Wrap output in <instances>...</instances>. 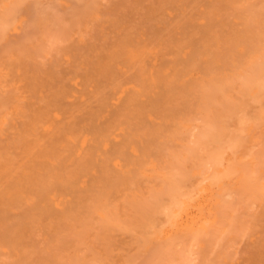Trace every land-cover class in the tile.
<instances>
[{
  "label": "bare ground",
  "instance_id": "obj_1",
  "mask_svg": "<svg viewBox=\"0 0 264 264\" xmlns=\"http://www.w3.org/2000/svg\"><path fill=\"white\" fill-rule=\"evenodd\" d=\"M44 2L0 0V264H264V0Z\"/></svg>",
  "mask_w": 264,
  "mask_h": 264
},
{
  "label": "rangeland",
  "instance_id": "obj_2",
  "mask_svg": "<svg viewBox=\"0 0 264 264\" xmlns=\"http://www.w3.org/2000/svg\"><path fill=\"white\" fill-rule=\"evenodd\" d=\"M44 1H45V2H46V1L48 2V1H49V2H50V0H44ZM45 2H44V3H45ZM47 2H46V3H47ZM30 4H31V3L29 2V5H28V6H30ZM27 17H28V16H27ZM21 23H22V22H20V23L18 22V24H17V28L19 29L18 32L21 31V33H19L20 36H19L18 33L16 32V30H14L13 32H11L13 28L10 27L11 29L8 31V35L11 34V33L14 34V35L11 34V36L9 35V36H10V39L13 37V38L16 40L17 36L21 37V36L23 35V33H24V31H25V28H23V25H25V24L22 23V25H21ZM25 27H26V26H25ZM17 28H16V29H17ZM22 28H23L24 31L21 30ZM26 30H27V28H26ZM22 31H23V33H22ZM10 32H11V33H10ZM16 33H17V34H16ZM26 33H27V32H26ZM21 34H22V35H21ZM24 34H25V33H24ZM15 35H16V36H15ZM25 36H26V34L24 35V37H25ZM15 37H16V38H15ZM19 37H18L17 39H19L20 41H22V40H21L22 38H19ZM14 39H13V40L11 39V40L14 41ZM19 40H16L15 42L18 43ZM3 43H4V42L0 43V46H1ZM39 60H40V59H39ZM41 60H42V59H41ZM241 209H242V208H241ZM241 211H242V210H239V212H238V216H239V213H241ZM243 213H244V211H243L240 215H241V216L244 215ZM241 216H239V217L241 218ZM243 217H244V216H243ZM260 228L262 229V227H259L258 229H257V227L255 228V231H257V232H255V234H256V233L258 234L256 237H258V236L262 233V232H260V230H261ZM261 231H262V230H261ZM245 238H246V240H247V237H245ZM245 238L243 237L242 240H241V238L237 240L238 242H239V240H240L241 244H243V245H241L240 243L237 242V243H238V244H237L238 246L236 245L237 249H236V251H235V253H236L237 255L235 254V255H236L235 258L239 257V259L237 258V259H235V262L233 261V263H235V264H239V263L242 264L243 261H244L243 264H245V262H246V261H245V260H246V256H244V254H241V253H242V251H247V250L249 249L246 245H250V244L248 243V242H250V241L247 242V241L243 240V239H245ZM235 242H236V241H235ZM243 242H244V243H243ZM246 242H247L248 244L245 245ZM251 242H252V241H251ZM221 243H222V242H221ZM221 243H220V244H221ZM252 244H253V243H252ZM210 245L214 247V246L217 245V244L212 243V244H210ZM210 245H209L208 247L210 248L211 251H213ZM240 245H241V246H240ZM242 246H243V247H242ZM244 246H245V247H244ZM250 246H251V245H250ZM250 246H249V247H250ZM196 247L198 248V246H196ZM196 247H195V248H196ZM236 247L233 246L234 249H235ZM239 247H241V248H240L241 251H240V252H239V251L237 252V250H239ZM195 248H193V249L195 250ZM197 248H196L195 251L199 253V250L197 251ZM209 248H206L207 251H209ZM233 248H231V249H233ZM244 248H246V250H245ZM247 248H248V249H247ZM130 249L132 250V248H130ZM130 249H128V250L130 251ZM193 249H192V251H194ZM243 249H244V250H243ZM143 250H144V249H142L141 251H143ZM129 251H128V252H129ZM133 251H135V250H132L131 252L127 253V254H131V256L126 254L127 257H129V258L126 257L127 259H124V257H123V258L121 259V260L124 259V262L122 261L123 263H125V262L128 261V260H130V263H131V264L134 263V261L136 262V264H142V263H140L139 261L141 260V262H142V261H143L142 259H145V258H144L145 256H146V258H147V256L149 255V254L146 255V252L143 251V252H141V254H143V255L145 254V255L141 257V254H140V252H139L140 250H139L138 252H139V257H140V258L137 260L138 256H136V255H135L136 257L134 256V254L137 253V251L134 252V253H133ZM145 251H147V250L145 249ZM186 251H187V250H186ZM186 251H185V253H186ZM195 251H194V252H195ZM232 251H234V250H232ZM125 252H126V251H125ZM125 252H124V253H125ZM188 252H189V251H188ZM194 252H192V253L194 254V255H193V254H192V255H193V258L196 257V260L194 259V261H193V259H192L193 262L190 261L189 264H193L194 262H195L194 264H200L201 262H202V263H205V262H203L204 260H203V261L201 260V257H202V259H205V258H206V254H205L204 256H201V257H200V256L198 255V253L195 254ZM148 253H149V252H148ZM150 253H151V252H150ZM206 253H207V252H206ZM208 253H209V254L207 255L208 257L206 258V259H207V263H206V264H208V263L211 261V260H209V259H210V257L213 256L212 254H213L214 252H210V251H209ZM233 253H234V252H233ZM199 254H200V253H199ZM215 254H216V253H215ZM215 254H214V255H215ZM132 255H133V257H132ZM137 255H138V254H137ZM184 255H185V254H184ZM190 255H191V251H190ZM195 255H197V256H195ZM200 255H201V254H200ZM211 255H212V256H211ZM216 255H217V254H216ZM239 255H240V256H239ZM245 255H246V254H245ZM150 256H151V255H149L148 258H149ZM186 256H187V255H186ZM130 257H131V258H130ZM187 257H188V256H187ZM199 257H200V258H199ZM203 257H205V258H203ZM214 257H216V256H213V258H212V262H210L209 264H215V263H213V259H214ZM132 258H133V259H132ZM135 258H136V259H135ZM190 258H192V257L190 256ZM190 258H189V259H190ZM198 258H199V259H198ZM208 258H209V259H208ZM216 258H217V257H216ZM216 258H215V259H216ZM134 259H135V260H134ZM244 259H245V260H244ZM131 260H133V261H131ZM146 260L148 261V259H146ZM197 260H200V261H199L200 263H199ZM128 262H129V261H128ZM144 262H146V261L144 260L143 263H144ZM215 262H217V261H215ZM237 262H238V263H237ZM146 263H147V262H146ZM146 263H145V264H146ZM202 263H201V264H202ZM134 264H135V263H134Z\"/></svg>",
  "mask_w": 264,
  "mask_h": 264
}]
</instances>
